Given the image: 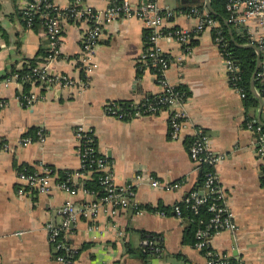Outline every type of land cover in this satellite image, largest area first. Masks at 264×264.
I'll list each match as a JSON object with an SVG mask.
<instances>
[{"label": "crops", "instance_id": "1", "mask_svg": "<svg viewBox=\"0 0 264 264\" xmlns=\"http://www.w3.org/2000/svg\"><path fill=\"white\" fill-rule=\"evenodd\" d=\"M52 1L63 8L69 2ZM85 1L103 9L109 0ZM130 1L138 5L142 0ZM158 3L173 11L164 27L193 32L187 49L176 41L158 40L171 59L168 80L188 92L181 104L187 126L178 139L170 137L165 109L130 119L104 112L109 101L137 102L160 92L152 70L139 66L147 32L141 19L125 17L104 26L95 50L98 66L86 77L84 88L45 86L34 80L21 83L13 74L31 62L45 63L47 42L41 25H26L20 0H0V100L4 103L0 105V264H57L47 223L62 219L58 210L67 200L77 205L98 202L93 193L79 189L91 172L77 178L76 194L58 184L60 171L80 168L79 125L92 130L99 154L108 159L114 184L124 190L131 188L132 194L130 207L111 213L110 204L100 203L94 219L73 221L65 237L79 250L76 264H206L202 250L191 242L189 219L173 211L199 180L200 170L188 151L191 136L199 129L206 134L211 150L221 156L214 168L236 224L234 230L215 234L210 246L231 264H264V156L258 151L259 134L247 126L248 120L260 122L263 118L259 101L256 106H246L231 84L216 39L223 36L214 37L212 31L221 23L215 20L213 26L196 31L199 17L189 10L202 7L209 14L206 0ZM227 18L228 11L221 18V27L232 42L249 43L260 32L255 20L230 22ZM85 28L84 22L62 19L60 53L49 63L51 71L77 80L86 76L80 67ZM24 93L36 94L34 102L25 105L20 98ZM40 128L45 134L43 143L37 139ZM25 137L32 141L23 144ZM42 166L53 170L50 191L28 188L18 178L19 171ZM152 178L162 185H151ZM174 181L180 182L179 187L165 186ZM21 187L24 193L18 192ZM149 232L158 235L160 250L141 257V238Z\"/></svg>", "mask_w": 264, "mask_h": 264}, {"label": "built area", "instance_id": "2", "mask_svg": "<svg viewBox=\"0 0 264 264\" xmlns=\"http://www.w3.org/2000/svg\"><path fill=\"white\" fill-rule=\"evenodd\" d=\"M19 7L28 27H32L36 21L42 26L47 42V55L45 56V63L32 66L26 74L14 73L12 77L21 79L19 80L21 83L34 80L45 84V86L55 85L60 88L76 86L84 88L87 86L88 80L86 77L98 66L95 62V50L106 24L125 17L141 19L148 35L144 40L145 47L138 61L139 66L148 67L152 70L160 87V92L151 99L145 96L140 101L130 102L127 106H123L116 101H109L104 105V112L115 118L130 119L145 114H154L165 109L168 112L167 121L170 137L172 139L181 137L182 130L187 126L186 113L181 107L184 93L172 84L166 76V72L171 65V59L158 45V40L165 38L176 41L187 49L191 44L193 32L188 28L164 27L165 19L173 15L172 10L161 7L158 0H142L138 5L132 4L130 0H109L107 6L103 9L95 8L85 0H69L68 5L64 8L52 0H20ZM226 9L228 11V21L246 22L255 20L260 28V32L252 37L249 43L255 44L260 53V62L255 74V90L262 100L261 112L263 118L260 122H256L254 119L248 120L247 126L259 134L260 146L258 151L264 156V130L262 127L264 126V0H229ZM240 9L241 11L238 14L237 12ZM189 13L196 14L199 17L196 31H200L206 26H213L215 23V20L208 13L201 12L198 8H191ZM62 19H70L73 22H84L86 24L80 55V67L86 76L82 79L77 80L68 74L49 69V63L55 60L60 53ZM216 39L224 54L225 43L222 42L220 37H216ZM224 57L231 84L244 98L245 92L238 85L240 79L239 68L231 58L225 56V54ZM20 98L25 105H30L36 99V94L24 93L21 94ZM2 104L4 103L0 100V105ZM76 136L79 140L77 150L80 158V168L74 171L68 177V180L59 181L58 184L70 194H76L78 192L77 178L97 170L102 172L100 184L105 194L99 198L98 202L93 200L77 205L72 200L65 201L58 210L62 219L59 222L47 223L48 240L56 252L57 264H69L75 260L76 249L68 243L65 237L70 222L80 217L94 219L98 214L100 203L110 204L111 213H115L119 208L131 206V188H125L124 190V188H118L114 184L108 159L99 154L94 144L92 130L79 125L76 128ZM37 139L42 143L45 141V134L41 128L37 130ZM22 140L23 144L32 141L29 137ZM188 151L198 170L202 166H208L209 169L204 171L202 187L199 189L193 188L183 202L194 214L199 212L200 205L209 202L208 209L212 212L207 221L199 220V226L195 231L194 246L202 250L206 257V264H230L227 256L219 254L210 246V240L215 234L222 230H234L236 227L232 218L233 214L225 204L224 194L214 168L221 156L211 150L206 134L200 129L196 130L191 136ZM262 168L264 174V162ZM53 176V170L49 166H42L38 170L18 172V178L24 185L28 188H35L40 192L51 190ZM69 180H71L70 183ZM161 183L156 178L151 179V185L153 186H161ZM179 185V181H174L165 186L174 188L179 187ZM79 189L85 194H92L85 187ZM18 192L24 193L25 190L21 187ZM132 208L136 212L141 211L138 207ZM173 211L178 217H185L181 203L175 204ZM158 239L159 237L155 233H146L141 238V247H147L154 252H158L160 250Z\"/></svg>", "mask_w": 264, "mask_h": 264}, {"label": "trees", "instance_id": "3", "mask_svg": "<svg viewBox=\"0 0 264 264\" xmlns=\"http://www.w3.org/2000/svg\"><path fill=\"white\" fill-rule=\"evenodd\" d=\"M228 3V0H212V4L213 7L216 11V13H209V16L211 18H213L216 21H219L222 25V17L226 16L227 14V10H226V4ZM212 7V8H213ZM199 10H201V12L203 11V8L201 7H197ZM188 9V8H187ZM35 25H40L38 23V21L34 22L33 26ZM213 27L212 31H213V36H217V35H222L223 39L222 42H225V51L224 54L225 56L231 58L236 65L239 68V75H240V79L238 80V85H240V87H242L243 91L245 92V104L246 106H256L258 104V99L256 98V96L252 93L251 91V86H250V78L252 75V72L254 70V66H255V58H256V53L254 51V49L252 48H241L239 46H237L236 44H234L227 36L226 32L224 31V29L221 27ZM148 32H146L145 37L148 35ZM32 66H34V62L30 63L29 67H24L23 69H21V71L19 70V74H26L30 71V69L32 68ZM183 93V98L185 99L186 96L188 95L186 92L185 87L183 86H177ZM148 97L151 99L154 97V95H148ZM130 103V101H120L119 104H122L123 106H127ZM263 130H264V126ZM209 169L208 166H202L199 172V180L198 183L196 184V186L194 188H201L202 184H203V175H204V171ZM30 171H32V169H29ZM81 170V169H80ZM74 172V170H64V171H60L59 174V181H63V180H68V177H70V175ZM102 174L101 171H92L90 176L87 177V179H83V186L91 191L94 194L95 199L100 198L101 196H103L105 194V191L103 190L101 184H100V175ZM72 180V177H71ZM71 180H69V183L71 182ZM264 180V177H263ZM208 204L209 202H206L202 205H200L199 207V212L197 214H194V212L187 206H185V203L182 202L181 206L183 207V214L186 218L191 219L190 221V225L188 226L187 230H188V234L191 237V242L195 241V231L199 226V220L202 219L203 221H207L211 215L212 212L208 209ZM146 233H143V236ZM157 235V234H156ZM158 236V235H157ZM143 249V250H142ZM139 252H140V256L144 257L146 255L149 254H153L156 255V252H154L153 250H151L150 248H142ZM79 250L76 249V253L74 254V262L69 263V264H76V258L78 256ZM230 264H231V260L229 259Z\"/></svg>", "mask_w": 264, "mask_h": 264}, {"label": "water", "instance_id": "4", "mask_svg": "<svg viewBox=\"0 0 264 264\" xmlns=\"http://www.w3.org/2000/svg\"><path fill=\"white\" fill-rule=\"evenodd\" d=\"M206 3H207V8L209 10V13H215V11L213 10V8L211 6L210 0H206ZM233 43L236 44L237 46L241 47V48H252V49H254V51L256 53L255 66H254V70H253L251 78H250V86H251L252 93L256 96V98L259 101V104H260L259 113L261 114L262 100H261V97L259 96V94H257V92L255 91V74H256V71L258 69L259 62H260V53H259L258 47L252 43H238L235 40ZM72 224H73V221L70 222L69 226H72Z\"/></svg>", "mask_w": 264, "mask_h": 264}]
</instances>
